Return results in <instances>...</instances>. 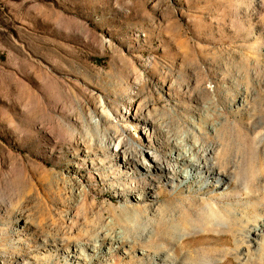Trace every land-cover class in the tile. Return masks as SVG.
<instances>
[{
  "label": "rangeland",
  "instance_id": "1",
  "mask_svg": "<svg viewBox=\"0 0 264 264\" xmlns=\"http://www.w3.org/2000/svg\"><path fill=\"white\" fill-rule=\"evenodd\" d=\"M263 222L264 0H0V264H264Z\"/></svg>",
  "mask_w": 264,
  "mask_h": 264
},
{
  "label": "bare ground",
  "instance_id": "2",
  "mask_svg": "<svg viewBox=\"0 0 264 264\" xmlns=\"http://www.w3.org/2000/svg\"><path fill=\"white\" fill-rule=\"evenodd\" d=\"M174 150L176 155L173 156V163H167L164 165V168L168 169L169 176L171 174L175 175L174 177L176 178L182 177L185 180L184 182L189 183L198 182L204 177V175L211 173L212 175L216 174L214 178V181H216L215 185L221 186L224 184L222 179H220V172L214 173L217 169H215V165L213 164L212 159H210V153L208 151L198 153L194 148L185 147L178 143L174 145ZM263 226L264 222L260 226L254 227L251 232L257 234L261 231ZM159 257L161 256L159 255Z\"/></svg>",
  "mask_w": 264,
  "mask_h": 264
}]
</instances>
